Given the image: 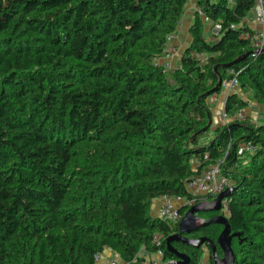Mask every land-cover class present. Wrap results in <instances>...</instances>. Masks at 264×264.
<instances>
[{
	"label": "trees",
	"instance_id": "obj_1",
	"mask_svg": "<svg viewBox=\"0 0 264 264\" xmlns=\"http://www.w3.org/2000/svg\"><path fill=\"white\" fill-rule=\"evenodd\" d=\"M255 4L197 0L221 31L209 41L195 12L192 42L171 74L153 60L177 32L187 0H0V264H96L108 250L125 264H140L143 251L176 260L153 201L200 200L186 183L193 158L204 154L223 160L235 181L228 214H219L240 234L236 263L264 264V125L231 122L206 139L210 92L229 69L242 70V92L264 107V52L243 58ZM246 107L233 95L226 113ZM247 142L257 153L238 156ZM222 231L211 225L192 239H211L223 257ZM173 246L190 264L205 253Z\"/></svg>",
	"mask_w": 264,
	"mask_h": 264
},
{
	"label": "built area",
	"instance_id": "obj_2",
	"mask_svg": "<svg viewBox=\"0 0 264 264\" xmlns=\"http://www.w3.org/2000/svg\"><path fill=\"white\" fill-rule=\"evenodd\" d=\"M192 0H187L191 2ZM196 12L202 16L204 23L207 26V31H211L214 38L219 35L221 31L220 24L214 23L209 17L205 16L200 8H196ZM247 30L243 33L242 39L248 44V58L255 61L260 54L264 52V0H256L255 9L252 18L246 20ZM238 26H232V30L238 29ZM173 35L168 37L167 48L162 56L153 60V65L162 70L163 73H170L173 70L181 68L180 64L176 67L172 64V57H174L178 50L172 45ZM245 55V54H244ZM193 57L200 63L204 64L208 61V57L204 53H195ZM242 70L231 68L227 72V76L222 79L220 92L214 94L208 100V105L211 107L220 97L225 99L224 111L222 113L223 125H228L231 122L248 123L253 126L264 125L259 120V116H251L250 112L254 107L252 100L245 95L241 90L240 76ZM239 95L247 102V107L239 110L234 115L229 116L226 113V103L229 97ZM232 147V142L228 145V150ZM258 146L253 142H247L239 145L238 156L251 157L257 153ZM224 161L217 160L211 162L209 154L196 156L192 160V168L195 175L186 183L187 191L193 196L200 198V200L188 201L182 196L162 195L153 201V216L165 222L171 229L170 236L176 235L178 232L174 231L176 226H179L182 217V208L184 206H193L197 201H204L207 198L214 199L226 190H231L235 186V181L225 175ZM155 240L160 244L162 236H156ZM208 252V251H207ZM209 253V252H208ZM112 251H105L103 254H98L95 257L96 264H120L117 257ZM119 256V255H118ZM140 264H176V260H165L162 252L148 255L144 251L141 252L134 260ZM125 264V263H124ZM199 264H210L206 258H202Z\"/></svg>",
	"mask_w": 264,
	"mask_h": 264
},
{
	"label": "water",
	"instance_id": "obj_3",
	"mask_svg": "<svg viewBox=\"0 0 264 264\" xmlns=\"http://www.w3.org/2000/svg\"><path fill=\"white\" fill-rule=\"evenodd\" d=\"M247 57L248 54L243 56V58ZM221 83L222 79L219 80L216 87L210 92V95L220 92ZM233 192L234 188L226 190L214 199L207 198L204 201H197V203L191 207L184 206L182 208V211L187 210V212L179 224V232L176 235L170 236L166 241L167 250L175 256L177 261L176 264H190L191 259L188 255L178 252L173 246L174 243L191 246L197 250L206 248V250L210 253L209 259L212 258L214 264H237L236 254L232 249V242L235 238H238L240 234L232 233L228 218L219 214L223 211L225 204L233 196ZM204 214H213L215 216L211 218H204L200 216ZM215 224L223 227V231L217 240V245L221 249L223 257L218 255L217 246L211 239L207 237H200L196 239L188 238L190 235L197 234L204 228Z\"/></svg>",
	"mask_w": 264,
	"mask_h": 264
},
{
	"label": "crops",
	"instance_id": "obj_4",
	"mask_svg": "<svg viewBox=\"0 0 264 264\" xmlns=\"http://www.w3.org/2000/svg\"><path fill=\"white\" fill-rule=\"evenodd\" d=\"M212 1H216V0H212ZM196 8H197V0H192L191 2L188 3V5L186 7L185 14L181 20L180 26L178 27L177 32L175 34H173L172 45L179 52L174 57H172V64L174 67L181 63V58H182L184 50L192 42L190 30H191L193 23H194ZM252 101H254L255 103H254V107H253L252 111L250 112V115L252 117L255 115L259 116V111H262V109H264V107L262 105L258 104L254 99ZM224 105H225V99L220 97L210 107L211 115H212L211 116V118H212L211 119L212 120L211 121V123H212L211 130L213 133L217 128L224 126L223 125V119H222V113L224 111Z\"/></svg>",
	"mask_w": 264,
	"mask_h": 264
},
{
	"label": "rangeland",
	"instance_id": "obj_5",
	"mask_svg": "<svg viewBox=\"0 0 264 264\" xmlns=\"http://www.w3.org/2000/svg\"><path fill=\"white\" fill-rule=\"evenodd\" d=\"M205 36H206V38L208 39V40H213V38H214V36H213V34L211 33V31H207L206 33H205ZM176 67V66H175ZM175 70H173V72H174ZM172 72V73H173ZM171 73V72H170ZM171 73V74H172ZM171 74H168V76H171ZM249 93L247 92V93H245V95L247 96ZM249 96V98L251 99V100H253L252 98H251V96L250 95H248ZM254 102V101H253ZM212 119V118H211ZM259 120H260V122L261 123H264V109H262V111H259ZM212 121V120H211ZM213 136V132H212V130L209 132V134L206 136V139H209V138H211ZM204 141H205V139H204ZM223 213L227 216V214H228V209H227V204H225V206H224V209H223ZM204 251H205V253H204V256H203V258H206L207 260H208V262H209V253L208 252H206L207 250H206V248L204 249ZM117 257H118V259H119V262H120V264H124V262H123V260L121 259V257H119L118 255H117Z\"/></svg>",
	"mask_w": 264,
	"mask_h": 264
},
{
	"label": "flooded vegetation",
	"instance_id": "obj_6",
	"mask_svg": "<svg viewBox=\"0 0 264 264\" xmlns=\"http://www.w3.org/2000/svg\"><path fill=\"white\" fill-rule=\"evenodd\" d=\"M187 211H182V217L184 218L185 214H186ZM201 217H204V218H211L212 216L211 215H208V214H204V215H200ZM195 235H190L188 238H193ZM210 254V253H209ZM190 257V256H189ZM191 259V257H190ZM190 263H191V260H190Z\"/></svg>",
	"mask_w": 264,
	"mask_h": 264
}]
</instances>
